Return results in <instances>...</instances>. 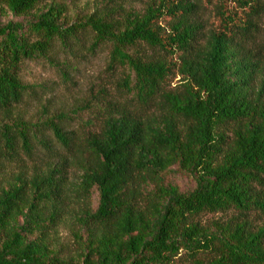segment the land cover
<instances>
[{
    "label": "trees",
    "instance_id": "trees-1",
    "mask_svg": "<svg viewBox=\"0 0 264 264\" xmlns=\"http://www.w3.org/2000/svg\"><path fill=\"white\" fill-rule=\"evenodd\" d=\"M65 1L0 0V264H264V0ZM80 49L106 54L89 116L16 114L23 64Z\"/></svg>",
    "mask_w": 264,
    "mask_h": 264
},
{
    "label": "rangeland",
    "instance_id": "rangeland-1",
    "mask_svg": "<svg viewBox=\"0 0 264 264\" xmlns=\"http://www.w3.org/2000/svg\"><path fill=\"white\" fill-rule=\"evenodd\" d=\"M100 1H65L68 7L65 14L66 24H74L80 21L82 17L91 14L94 7L100 6ZM217 2L218 0H211L209 4L207 0H201L204 7H213ZM225 7L230 11H235L234 8L237 6L233 0H228ZM210 9L204 17L208 21V29L218 26V21L213 17ZM237 14L240 16V12L237 11ZM17 21H24V18H15L7 11L0 15L1 24ZM257 40L258 43L264 44V17L259 22V37ZM255 51L258 52L257 57H264V47L259 49L257 47ZM105 55V53H100L91 57L80 49L76 51L74 57L59 55L56 62H49L45 59L25 62L21 69V77L23 83L32 88L30 90L32 94L27 96L25 103L18 108L16 114L24 120L32 122H36L44 116L53 117L64 114L70 116V119H74V123L72 122L70 125L74 127L78 121L89 116L84 103L89 99L90 93H95L98 86L104 83ZM63 62L67 64V67L62 66ZM165 182L176 186L182 193L195 187L194 179L176 168H172L166 175ZM97 201V194L94 193L92 197L93 208L96 207ZM209 218L212 217L208 216ZM59 236L62 243L69 245L72 243L68 223L59 229Z\"/></svg>",
    "mask_w": 264,
    "mask_h": 264
}]
</instances>
